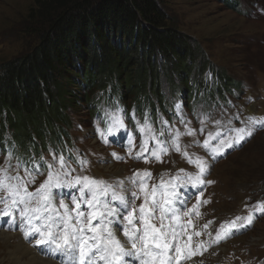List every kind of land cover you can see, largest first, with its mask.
Instances as JSON below:
<instances>
[{"label": "rangeland", "instance_id": "rangeland-1", "mask_svg": "<svg viewBox=\"0 0 264 264\" xmlns=\"http://www.w3.org/2000/svg\"><path fill=\"white\" fill-rule=\"evenodd\" d=\"M162 1L168 8L172 20L177 23L178 29L200 43L207 59L211 60L214 67L221 68L227 75L242 81L244 84L242 90L235 86L227 88L220 85L206 91L201 90L197 95L193 94L189 98L179 94L177 99L172 100V108L168 107V112L162 111L170 124L163 117L158 127L155 126L157 119L153 118L151 110L146 109L144 115L140 116V113L134 110V102L124 101L120 99V95L112 93V97L117 96L111 101L103 98L99 103H95L96 109L98 108L96 114L91 113L89 105L82 102L78 109L71 113L72 128L69 130L68 138L61 136L58 142H48L45 146L42 139L35 136L31 143L29 139L27 141L24 138V134L20 135L23 140L19 142L14 130L8 127L0 137V169L4 167L0 170L2 177L15 176L17 173L25 176V166L31 169L34 161L41 165L39 173L32 172L31 177L34 178V182H29L28 177L26 182L28 192L35 193L50 171L43 166L41 157L51 164L54 154L63 155L68 167L61 171L68 174H62L59 178L61 181L74 182L75 178L80 176L99 178L103 181L124 180L123 188L118 191L126 194L125 189L128 187L126 178L131 177L137 170L140 171L141 178L145 172L151 173V179L147 181L148 186L151 187L153 184H158L161 178L167 182L178 174L183 176V173H179L183 167L198 169L197 165L190 163L189 160L197 157L208 159L204 141L211 139L210 133L214 135L216 131L221 130L216 121L226 127L231 120L232 125L238 128L241 127L239 121L248 117H264V0ZM36 2L38 0H0V63L26 52L34 45L36 32H32L31 28L35 24V19H31V15L38 13ZM210 76L211 72H208L205 78L210 80ZM163 83L168 87L166 80ZM163 89L164 93H167L166 102L170 100V92L168 88ZM99 91L95 93L96 99L104 95ZM201 99H205L207 104L202 103ZM177 103L182 105V116L175 108ZM116 109L123 110V123L127 131H117L116 136L113 137L108 132L109 125L105 121L121 115ZM237 116L239 120L236 119ZM164 121L167 123H163ZM171 123H174L173 127ZM148 124H151V129L140 133V129ZM201 128L204 130L200 131ZM168 129H174L172 134H175V138L172 143L179 147L180 153L175 147L170 146L166 153L157 148L159 159L147 152L144 153L147 160L137 158L136 153L141 150L142 143H146L151 148L152 139H170L167 135ZM101 132L104 133V138H101ZM161 133H165L163 138L160 137ZM128 144H134L135 147L130 149ZM112 153L123 159L114 158ZM81 160L84 161L83 164L80 163ZM173 161L174 166H172ZM210 163L211 167L204 178L213 181L210 183L213 192L208 191V194L202 197L192 196L187 203L188 211L183 214L178 212L176 220L161 221L160 216L156 215L151 222L157 227L161 223L184 224L182 240L188 244L190 252L194 250L195 253L201 252L202 250L197 247L201 242L207 245L202 255L192 256L191 264H264V214L256 213L250 227L235 232L227 239H222L218 243L221 246H214L217 243L209 244V236L205 237V240L192 234L187 229L188 223L183 222L187 216L199 212L206 200L212 205L209 214L217 215L208 232L216 233L219 229L218 225L223 224V229L219 231L221 236L230 227L227 222L235 217H247L254 213L255 210L249 212V208L255 203V198H260V204L252 206L264 208V127L257 128L252 137L235 148L227 149L222 156ZM176 166L183 167H178L172 173V167ZM56 167L59 168L58 165ZM6 183L15 184L16 181L6 180ZM134 190L141 197L133 201L138 212L139 205L144 202L143 193L139 192L138 188ZM53 191L59 196L69 190L60 188ZM20 195L23 196L24 193L21 192ZM212 196L215 199L214 203ZM39 199L33 197L30 207L36 206ZM64 202L69 203L67 197ZM194 205H196L195 209ZM69 207L71 208L72 205L69 204ZM0 230L11 233L10 240L0 238L2 242L4 240L3 243L0 241V259L9 258L10 253L6 252L7 249L10 250V247L15 248L18 245L17 236L14 234L22 237L23 235L19 229L9 227L2 222H0ZM35 248L40 250L38 247ZM56 259L60 260L58 256ZM0 264L5 263L0 261Z\"/></svg>", "mask_w": 264, "mask_h": 264}, {"label": "trees", "instance_id": "trees-1", "mask_svg": "<svg viewBox=\"0 0 264 264\" xmlns=\"http://www.w3.org/2000/svg\"><path fill=\"white\" fill-rule=\"evenodd\" d=\"M36 8L34 45L0 63V137L9 127L18 141L58 142L70 135L73 110L85 102L96 114L112 93L140 116L151 110L158 127L179 94L244 87L178 29L162 0H38Z\"/></svg>", "mask_w": 264, "mask_h": 264}, {"label": "snow or ice", "instance_id": "snow-or-ice-1", "mask_svg": "<svg viewBox=\"0 0 264 264\" xmlns=\"http://www.w3.org/2000/svg\"><path fill=\"white\" fill-rule=\"evenodd\" d=\"M175 108L182 116V105L177 103ZM116 111L121 115L105 121L109 125L107 130L113 137L116 136L117 131H127L123 123V110L116 109ZM236 119L239 120V117L237 116ZM239 122L241 127L237 128L232 125L231 120L226 127L216 121L221 130L216 131L214 135L210 133L211 139L204 141L208 159L197 157L189 160L190 163L197 165V173H185L184 169H180L179 173H185L183 176L178 174L167 182L161 178L158 184L149 187L147 181L151 179V173L145 172L141 178L140 171L137 170L131 177L126 178L128 184L125 189L126 194L118 191L123 188L124 180L103 181L99 178L80 176L76 177L74 182H63L59 179L60 176L68 174L61 171L68 167L63 155L54 154L51 164L41 157L43 166L50 171L48 178L41 183L35 193L28 192L26 182V177L29 178V182H34V178L31 177L32 172L39 173L41 165L34 161L31 169L25 166V176L17 173L11 177H0V193H2L0 222L19 229L26 241L49 256H58L61 264H183L184 261L191 259V255H202L207 245L204 242L199 243L197 247L202 251L190 254L188 244L182 240L184 224L161 223L157 227L151 219L159 215L161 221L176 220L178 212L183 214L188 211V200L194 195L202 196L206 185L213 183L204 179L211 167L210 162L222 156L227 149L241 145L254 135L257 128L264 127V117H248ZM146 129L150 130L151 124L140 129V133H144ZM97 131H100L99 128ZM100 135L104 138L103 132ZM164 135L165 133H161V136ZM174 138L175 134L171 139L164 140L150 137L153 147L149 148L146 143H142L141 150L136 153L137 158L147 160L144 156L147 152L159 159L157 148L166 153L168 147L172 146L179 151V147L172 143ZM127 146L130 149L135 147L134 144ZM112 156L123 159L116 153H112ZM80 163L83 164L84 161L81 160ZM6 180H15L16 183H6ZM60 188L69 191L56 196L53 190ZM136 188L143 193L144 200L139 205L138 212L133 205L134 200L141 198L134 190ZM21 192L24 193L23 196L20 195ZM33 197L40 199L36 206L30 207ZM65 197L68 198L69 203L64 202ZM204 203L208 201L205 200ZM69 204L72 205L71 208ZM147 205L151 206L146 207ZM253 207L255 211L252 215L235 217L227 222L230 227L223 236H220L219 229L216 232L218 237L216 239H212V234L209 233L208 243L218 244L235 232L250 227L256 213L264 214V208ZM193 208L195 209L196 205ZM195 214L199 215V212ZM203 228L206 229L207 224ZM117 233L124 237L123 242L118 238ZM193 234L199 236L201 233ZM188 239L190 240L191 237Z\"/></svg>", "mask_w": 264, "mask_h": 264}, {"label": "bare ground", "instance_id": "bare-ground-1", "mask_svg": "<svg viewBox=\"0 0 264 264\" xmlns=\"http://www.w3.org/2000/svg\"><path fill=\"white\" fill-rule=\"evenodd\" d=\"M14 235L17 236L16 243L18 245L15 248L10 247V250L7 249L6 252L10 253V257L9 258L2 257L0 261H2L3 263L5 264H61V261L59 259H56L57 256L56 257L49 256L45 254L44 252H42L41 250H37L34 246L32 247L31 245H29L25 240H23V237L20 236L19 234H14ZM117 236L119 239H121L122 242L124 241V237L119 235V233H117ZM214 236L215 235H213V237ZM10 237H11L10 232L7 233L4 230H0V238L10 240ZM0 241L2 242L1 239ZM195 251L196 250L190 252V254L195 253ZM192 256L193 255H191V259L184 261L183 264H191L193 261Z\"/></svg>", "mask_w": 264, "mask_h": 264}]
</instances>
